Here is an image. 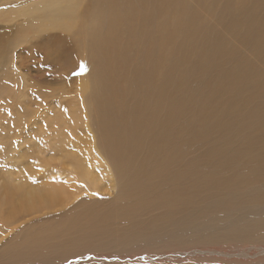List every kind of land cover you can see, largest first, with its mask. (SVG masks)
<instances>
[{"label":"bare ground","instance_id":"1","mask_svg":"<svg viewBox=\"0 0 264 264\" xmlns=\"http://www.w3.org/2000/svg\"><path fill=\"white\" fill-rule=\"evenodd\" d=\"M85 1L39 0L18 11H1L0 20L27 13L49 19L37 35L44 30H70ZM176 2L164 0L158 5L160 1L153 0L148 6L144 17L152 26L140 32L146 52L141 66L112 63L107 42L100 43L101 67L107 70L108 80L103 99L96 98L102 105L96 126L107 131L106 142L99 148L107 146L119 158L114 166L117 197L105 199L101 206L107 212L100 210L103 217L95 214L97 201L80 212L84 200L75 210L65 211L68 204L75 205L79 193L65 194L52 182L29 190V174L9 189L8 197L0 198V208L19 198L32 210L31 217L65 213L52 215L48 227L36 235L28 234L17 250L10 251V257L62 259L88 253L91 245L119 250L137 242L147 244L152 240L147 234L177 222L174 213L186 199L184 184L188 181H193L191 186L201 200H218L226 210L240 205L246 211V224L264 222V202H259L264 201V132L257 135L264 131V73L257 67L258 61H264V45L258 46L254 57L244 54L253 37L264 29V22L255 21L256 16H264V0H254L253 6L247 0H214L223 4L213 23L200 17L184 19L188 21L164 17L162 8ZM156 12L159 17H154ZM245 16L242 48L218 60L217 53L231 43L230 38L235 39ZM129 20L132 16L117 18L113 27L130 24ZM153 23L170 25L154 28ZM57 51V46L50 47L47 57L54 61ZM89 92L85 85L81 102ZM93 102L89 97L85 104ZM92 119H87L86 131ZM79 127L71 131H79ZM253 173L258 175L256 179ZM97 186L93 182L91 189ZM37 205L44 209L38 211ZM142 220L145 227H141Z\"/></svg>","mask_w":264,"mask_h":264},{"label":"rangeland","instance_id":"2","mask_svg":"<svg viewBox=\"0 0 264 264\" xmlns=\"http://www.w3.org/2000/svg\"><path fill=\"white\" fill-rule=\"evenodd\" d=\"M36 1L39 0H0V12L18 11ZM152 1L87 0L73 29L44 30L39 35L37 32L42 26L50 23L48 18L24 13L0 20V198L8 197L9 189L30 174L29 190L52 182L61 186L65 194L79 193L73 200L75 205L68 204L65 211L75 210L84 200V207L78 209L80 212L97 201L99 208L95 214L104 216L100 210H107L101 205H105V199L118 195L119 181L114 166L119 158L107 146L103 150L99 148L106 142L107 131L96 126L102 109L101 100L96 103V98L103 99L108 80L107 70L101 67L100 43L107 42L112 63L125 61L139 67L146 62L140 32L152 26L144 17ZM159 1L158 5L164 0ZM174 1L177 2L162 8L164 17L181 21L200 17L205 23L215 22L223 4H215L214 0ZM253 3L254 0H247L249 6ZM124 5L128 8H122ZM130 16V24L113 27L117 18L126 20ZM154 17H159V13ZM246 21L245 16L243 25L235 31V39L230 38L231 43L217 53L218 60L242 48L240 36ZM255 21L263 23L264 16H256ZM153 25L156 28L170 24ZM260 44L264 45V29L257 32L244 54L254 57ZM54 46L59 51L53 53L52 61L46 50ZM257 67L264 73V61H258ZM85 85L90 92L81 102ZM89 97L94 102L86 106ZM16 117L18 124H15ZM90 117L93 124L86 131ZM78 125L79 131L72 132ZM62 135L68 136L61 142ZM253 176L256 179L258 175L253 173ZM93 182L98 184L95 190L91 189ZM191 184L193 181L184 184L186 199L175 210L177 222L147 234L151 242H137L119 250L91 245L88 253L62 259L9 256L28 234L36 235L40 229L47 228L52 215L65 213L61 210L31 217L32 210L21 199L9 200L8 206L0 208V264H263L264 222L246 224V211L240 205L226 210L218 200L203 201ZM36 208L44 209L41 205ZM141 227H145L144 220ZM90 240L94 243L92 236Z\"/></svg>","mask_w":264,"mask_h":264}]
</instances>
